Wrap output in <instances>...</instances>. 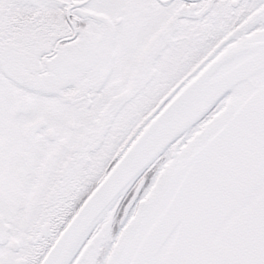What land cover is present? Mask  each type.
Returning <instances> with one entry per match:
<instances>
[{
	"label": "snow or ice",
	"instance_id": "obj_1",
	"mask_svg": "<svg viewBox=\"0 0 264 264\" xmlns=\"http://www.w3.org/2000/svg\"><path fill=\"white\" fill-rule=\"evenodd\" d=\"M0 264H264V0H0Z\"/></svg>",
	"mask_w": 264,
	"mask_h": 264
}]
</instances>
